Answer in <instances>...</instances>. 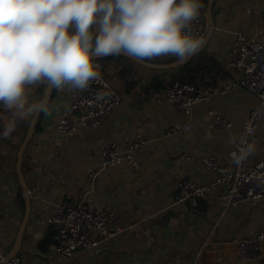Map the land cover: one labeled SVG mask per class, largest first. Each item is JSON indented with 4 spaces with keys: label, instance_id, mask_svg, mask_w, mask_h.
Masks as SVG:
<instances>
[{
    "label": "crops",
    "instance_id": "crops-1",
    "mask_svg": "<svg viewBox=\"0 0 264 264\" xmlns=\"http://www.w3.org/2000/svg\"><path fill=\"white\" fill-rule=\"evenodd\" d=\"M201 3L207 22L210 10L212 26L210 29L208 25L200 49L187 60L177 62L175 57H164L148 62L173 64L165 68L146 66L124 55L126 59L96 60L106 82L122 96V101L98 127H80L58 145L56 122L68 91H56L50 101L55 109L50 115L43 114L41 130L33 134L22 160L23 176L30 189V215L17 252L23 264H254L239 260L236 242L264 231V198L242 203L230 209L226 218L218 219L216 191L178 204L173 203V194L181 180L205 183L214 176L198 160L199 156L212 155L220 164L233 160L235 151L230 142L238 136L240 124L256 104L255 96L235 88L195 103L188 115L165 102L145 98L151 88L167 85L176 69L182 74L196 70L193 81L203 87L217 88L239 77L240 71L227 65V54L238 30L264 44V0ZM122 69L125 75H121ZM38 87L31 89L32 95L37 94ZM214 113L230 120L233 126H213ZM187 120L192 123L187 133L162 136L164 128ZM26 121H20L17 127ZM3 127L0 119V132ZM12 133L7 141L0 136V216L5 217L0 241L6 254L13 248L23 215L12 174L13 148L8 145L15 138L16 132ZM134 138L148 141L136 153L138 168L121 163L99 170L94 178L88 176L99 169L105 143L123 145ZM252 144L255 151L250 162L264 159V118ZM83 200L112 210L113 226L119 233L96 249L77 250L63 261L53 253V232L47 218L56 205L73 206ZM45 239L50 242L41 247ZM262 246L264 254V241Z\"/></svg>",
    "mask_w": 264,
    "mask_h": 264
},
{
    "label": "clouds",
    "instance_id": "clouds-1",
    "mask_svg": "<svg viewBox=\"0 0 264 264\" xmlns=\"http://www.w3.org/2000/svg\"><path fill=\"white\" fill-rule=\"evenodd\" d=\"M202 7L201 0H0V136L7 139L20 121L55 109L47 93L32 98L34 86L89 89L100 79L98 57L187 60L204 41L192 27ZM254 151L242 137L233 162Z\"/></svg>",
    "mask_w": 264,
    "mask_h": 264
},
{
    "label": "built area",
    "instance_id": "built-area-1",
    "mask_svg": "<svg viewBox=\"0 0 264 264\" xmlns=\"http://www.w3.org/2000/svg\"><path fill=\"white\" fill-rule=\"evenodd\" d=\"M192 27L203 37L206 35L208 22L204 7L200 10V16L193 21ZM227 65L232 69H238L240 75L217 88L173 81L162 88L148 91L145 98L150 102H165L184 115H188L197 102L226 94L235 88L247 90L257 101L240 124L238 136L230 142L236 154L241 138L246 137L247 142L252 143L260 121L264 118V44L238 30L227 54ZM101 67L100 79L92 82L89 89L68 92L64 110L56 122V145L63 137L72 135L80 127H98L122 101V96L106 82ZM101 92H107L108 95L103 100H97L96 96ZM212 122L213 126L219 129L233 126L230 120L219 113H214ZM248 126L254 129L250 134L246 132ZM191 128L192 123L187 120L182 124L164 128L162 136L165 138L178 136L187 133ZM147 142L143 138H134L123 145L115 141L105 143L101 150L99 169L90 171L88 176L94 178L99 170L121 163L138 168L140 165L136 153L144 148ZM250 156L251 154L239 165L233 160L220 164L212 155L199 156L198 160L208 166L214 172V176L205 183L181 180L173 194V203H182L216 191L220 208L218 219H221L226 218L230 209L242 203L263 199L264 159L250 162ZM179 157L190 158L183 155ZM114 218L115 213L112 210L91 206L84 200L73 206L56 205L47 218V224L53 232L54 255L67 261L77 250L96 249L103 242L114 238L119 233V229L113 226ZM4 222L5 217L0 216V231ZM263 241L264 231L239 238L236 242L239 260L264 264ZM6 256V250L0 241V263ZM7 264H23V262L21 257L15 254ZM147 264L170 263L155 261Z\"/></svg>",
    "mask_w": 264,
    "mask_h": 264
},
{
    "label": "water",
    "instance_id": "water-1",
    "mask_svg": "<svg viewBox=\"0 0 264 264\" xmlns=\"http://www.w3.org/2000/svg\"><path fill=\"white\" fill-rule=\"evenodd\" d=\"M207 13H208V25L210 26V29H211L212 16H211V13H210L209 9H208ZM98 58H100V57H98ZM130 59H132V58H130ZM132 60H134L136 62H139V61H137L135 59H132ZM139 63H141L143 65H146V66L158 67V68H165V67H169V66L173 65V64H170V65H154V64H150L148 62H146V63L139 62ZM52 90L53 89H51V88L45 87L43 92H42V95L47 93L49 95V97L51 98ZM41 114L39 116H37V117L30 118V121H29V123L27 125L24 137H23V139H22L21 143L19 144V147H18V149L16 151L14 170H15L17 182H18V184H19V186L21 188V196L23 198L24 210H23V215H22L21 221H20L19 226L17 228V232H16V235H15L14 243H13V248L7 254L5 260L2 261L0 264H7V262L15 254H17V252L19 250V247H20V244H21V240H22V236H23L24 230L26 229V225H27V222H28V219H29V215H30V189H29V187H28V185H27V183H26V181L24 179V176H23L22 160H23V156H24L26 147H27L28 143L30 142V140H31V138H32V136L34 134L36 124H37L38 120L40 119Z\"/></svg>",
    "mask_w": 264,
    "mask_h": 264
},
{
    "label": "trees",
    "instance_id": "trees-1",
    "mask_svg": "<svg viewBox=\"0 0 264 264\" xmlns=\"http://www.w3.org/2000/svg\"><path fill=\"white\" fill-rule=\"evenodd\" d=\"M102 58H104V57H100V58H97V60H100V59H102ZM106 58H116V59H126L124 56H107ZM188 70V72H189V69H187ZM165 71H167V70H165ZM120 73H121V75H125L126 74V72H125V70H121L120 71ZM195 73H196V70L195 71H193V73H187V74H182L181 73V71L180 70H178V69H176L175 71H173L172 73H171V75H170V79H169V82H168V84H170L171 82H173V81H178V82H183V83H190V84H193V85H195V82L193 81V79H195ZM167 84V85H168ZM166 86V85H165ZM196 86V85H195ZM44 87H45V85H40V87H39V89H38V92H37V95H38V97H40V95H41V93L43 92V90H44ZM162 87H164V86H158V87H156V88H151L150 90H154V89H159V88H162ZM201 87H203V86H201ZM149 90V91H150ZM56 91L57 90H55V89H53L52 90V94H51V98H50V101H51V99L53 98V96H54V94L56 93ZM50 101H49V104H50ZM4 112V110H3V108L2 107H0V114H2ZM42 117H43V113L41 114V116H40V119L38 120V122H37V124H36V127H35V131H34V133H36V132H38V131H40L41 130V119H42ZM13 134V133H12ZM11 134V135H12ZM4 141H7V139H5V138H2ZM22 139H23V136H22ZM19 147V146H18ZM14 164H15V160H14ZM13 177H14V179L16 180V183H17V199H18V201H19V203H20V207H21V209H22V212H23V210H24V204H23V198H22V196H21V188H20V186H19V184H18V182H17V179H16V174H15V170L13 169ZM49 240L48 239H45V240H43V241H41L40 242V245H41V247H43L44 245H46V244H49Z\"/></svg>",
    "mask_w": 264,
    "mask_h": 264
},
{
    "label": "rangeland",
    "instance_id": "rangeland-1",
    "mask_svg": "<svg viewBox=\"0 0 264 264\" xmlns=\"http://www.w3.org/2000/svg\"><path fill=\"white\" fill-rule=\"evenodd\" d=\"M71 32H72V29H71V27H70V28H69V34H71ZM41 85H43V84H41ZM27 87H28V86H26V88H27ZM35 87H36V86H34V87L32 88V90H33ZM45 87H46V86H45ZM45 87H44V88H45ZM38 88H39V87H38ZM31 93H33V92L31 91ZM31 95H32V94H31ZM36 95H37V94H36ZM36 95H35V94L32 95V98L35 99V100H38V99L41 98L42 93H41L40 97H38V95H37V96H36ZM29 121H30V119L27 120L23 126H21V127H17V128H16L17 130L14 131V132H16V133H15V138L11 141V143L8 142V143H9L8 145H10L11 148H13L12 157H11L12 166H14V160H15L16 151H17V149H18L19 144H20L21 141H22V136L24 137V134H25V131H26V128H27V125H28Z\"/></svg>",
    "mask_w": 264,
    "mask_h": 264
}]
</instances>
